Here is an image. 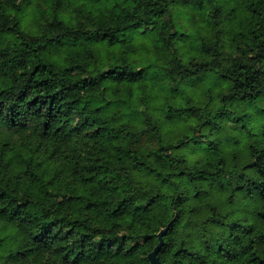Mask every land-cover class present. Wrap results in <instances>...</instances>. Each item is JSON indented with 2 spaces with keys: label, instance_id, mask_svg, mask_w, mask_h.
Wrapping results in <instances>:
<instances>
[{
  "label": "clouds",
  "instance_id": "9594fccd",
  "mask_svg": "<svg viewBox=\"0 0 264 264\" xmlns=\"http://www.w3.org/2000/svg\"><path fill=\"white\" fill-rule=\"evenodd\" d=\"M0 264H264V0H0Z\"/></svg>",
  "mask_w": 264,
  "mask_h": 264
}]
</instances>
